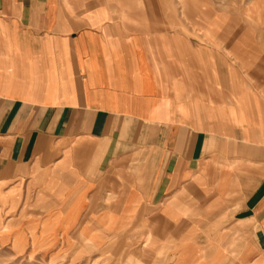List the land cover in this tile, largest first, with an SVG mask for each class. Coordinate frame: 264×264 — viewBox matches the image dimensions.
<instances>
[{"label":"crops","instance_id":"1","mask_svg":"<svg viewBox=\"0 0 264 264\" xmlns=\"http://www.w3.org/2000/svg\"><path fill=\"white\" fill-rule=\"evenodd\" d=\"M225 1L0 0L6 247L264 264V35Z\"/></svg>","mask_w":264,"mask_h":264},{"label":"rangeland","instance_id":"2","mask_svg":"<svg viewBox=\"0 0 264 264\" xmlns=\"http://www.w3.org/2000/svg\"><path fill=\"white\" fill-rule=\"evenodd\" d=\"M255 1L260 2V11L248 13L246 7L248 4ZM226 3L225 0H220V4ZM234 4L236 10L231 14L240 15V25L252 24L256 31L260 29L261 35H264V0H230L228 4ZM254 6V5H253ZM240 7V8H239ZM256 8V6H255ZM244 9V10H243ZM227 15L218 14L216 19L223 21ZM256 27H255V26ZM239 31V27L237 29ZM264 44L261 45V48ZM6 224V218L0 210V235L6 229L3 228ZM132 235H126L118 241L113 240L111 245L104 250H98L91 245L86 239H79L78 250L67 251H31L27 250L22 253H17L7 246L5 241L0 237V264H162V261H156L153 254L150 255L143 251L140 238H135ZM19 246L15 247L18 248ZM19 252V251H18Z\"/></svg>","mask_w":264,"mask_h":264},{"label":"bare ground","instance_id":"3","mask_svg":"<svg viewBox=\"0 0 264 264\" xmlns=\"http://www.w3.org/2000/svg\"><path fill=\"white\" fill-rule=\"evenodd\" d=\"M250 12V11H249Z\"/></svg>","mask_w":264,"mask_h":264}]
</instances>
